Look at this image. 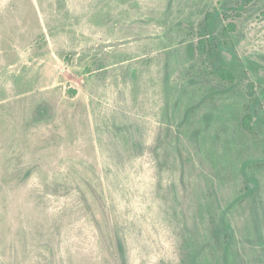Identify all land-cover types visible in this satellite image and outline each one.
Returning <instances> with one entry per match:
<instances>
[{"label": "rangeland", "instance_id": "1", "mask_svg": "<svg viewBox=\"0 0 264 264\" xmlns=\"http://www.w3.org/2000/svg\"><path fill=\"white\" fill-rule=\"evenodd\" d=\"M0 264H264V0H0Z\"/></svg>", "mask_w": 264, "mask_h": 264}, {"label": "trees", "instance_id": "2", "mask_svg": "<svg viewBox=\"0 0 264 264\" xmlns=\"http://www.w3.org/2000/svg\"><path fill=\"white\" fill-rule=\"evenodd\" d=\"M215 17L214 15L209 16L206 23L202 26V30L205 35H209L208 39H201L197 44H190V53L196 55L199 53L204 56L208 62L210 73L218 76L223 81L231 82L232 84L237 82L238 71H237V61L228 62L225 59L223 49L226 47V41L224 37L217 39L214 35L215 27ZM234 27V26H233ZM233 27L227 29L231 31ZM223 33H227L226 29L223 30ZM204 35V36H205ZM234 56H237L234 53ZM249 95L251 98L256 97L255 94V85L253 83L249 84ZM76 91V90H75ZM248 114L244 117V128L246 130L252 129V120L253 116L251 110L255 109V104H252L249 108Z\"/></svg>", "mask_w": 264, "mask_h": 264}]
</instances>
